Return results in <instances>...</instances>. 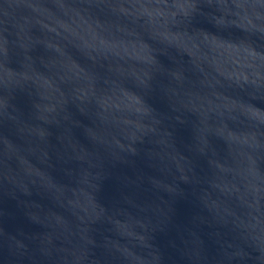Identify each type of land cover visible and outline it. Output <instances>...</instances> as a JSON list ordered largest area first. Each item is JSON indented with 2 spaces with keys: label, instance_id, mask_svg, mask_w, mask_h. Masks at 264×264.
Instances as JSON below:
<instances>
[{
  "label": "water",
  "instance_id": "water-1",
  "mask_svg": "<svg viewBox=\"0 0 264 264\" xmlns=\"http://www.w3.org/2000/svg\"><path fill=\"white\" fill-rule=\"evenodd\" d=\"M0 166L264 264V0H0Z\"/></svg>",
  "mask_w": 264,
  "mask_h": 264
}]
</instances>
